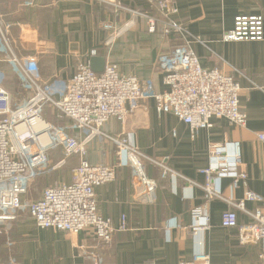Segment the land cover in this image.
<instances>
[{"label": "crops", "instance_id": "crops-1", "mask_svg": "<svg viewBox=\"0 0 264 264\" xmlns=\"http://www.w3.org/2000/svg\"><path fill=\"white\" fill-rule=\"evenodd\" d=\"M27 1L0 0V5L3 14L13 15L17 53L21 57L38 53L42 79L70 80L77 66L86 62L96 49L95 59L118 65L122 75L151 80L153 93L166 90L159 61L181 43L160 31L148 32L146 20L136 14H152L146 0H112L115 4L61 0L55 10L52 6L45 8V3L47 6L56 0H33L32 8L22 9ZM125 1L130 2L128 7L122 4ZM174 4L177 9L174 20L183 25L190 38L200 40L193 49L201 66L220 69L237 78L241 87L240 108L248 117L247 125L239 127L214 118L211 127L194 134L189 125L175 116L160 115L154 99L144 101L125 123L111 121L104 127V133L128 138L148 158L164 163L191 183L162 178L159 167L147 162V174L158 189L156 203L143 205L134 200L131 170L124 158L115 182L98 187L96 196L100 215L117 229L125 217L128 230H117L110 244L102 245L87 238L88 248L82 251L78 246L86 239L84 234L40 229L27 208L47 187L71 183L72 170L79 165V159L72 158L64 169L34 184L23 199L24 207L17 221L0 226V264H179L202 252L209 254L215 264H260L264 241L242 246L237 229L222 227V215L229 209L226 201L210 203L207 208L210 229L198 236L193 235L192 211L206 204L202 187L209 181L225 199L241 201L248 192L264 198V143L258 139V135L264 134V39L223 41L225 34L234 28L236 17L264 16V0H174ZM130 23L133 26L109 46L112 33L104 25L122 29ZM22 24L25 27L19 28ZM34 24L36 31L31 26ZM33 32L44 38L45 43ZM1 68L9 77L7 87L18 92L22 99L28 98V93H20L9 67ZM46 115L57 120L58 125L66 126L57 112L48 109ZM237 144L240 171L247 175L245 180L236 178V173L220 177L203 173L219 165V161L226 160L231 165ZM214 146L223 150L221 159L212 155ZM117 151L111 140L102 137L88 145L87 159L93 165L114 166L119 162ZM56 155L61 157V153ZM247 207L254 209L256 204L248 202ZM237 216L240 224L250 222L242 212H237Z\"/></svg>", "mask_w": 264, "mask_h": 264}, {"label": "built area", "instance_id": "built-area-1", "mask_svg": "<svg viewBox=\"0 0 264 264\" xmlns=\"http://www.w3.org/2000/svg\"><path fill=\"white\" fill-rule=\"evenodd\" d=\"M100 1L115 4L112 0ZM151 13H136L146 20L150 34L159 31L165 37L173 36L181 44L160 58V69L164 75L166 90L153 93L151 80H141L136 76H125L118 65L107 62L103 73L91 68V61L97 57L96 49L90 52L86 62L80 63L70 80L58 77L42 79L39 72V55L21 57L7 44L0 15V226L17 221L24 207V197L34 184L65 168L72 158L79 159V165L72 170L70 184L47 187L40 198L27 205L30 216L40 229H53L72 235L84 234L86 239L78 246L84 251L87 238L99 244H110L117 230L126 231L125 217L119 228L109 219L102 217L98 210L96 189L115 182L121 161L126 158L131 170V185L134 200L143 205L156 203L157 183L147 174L146 164L151 162L159 167L162 178L182 179L167 165L148 158L128 138L110 137L104 127L111 121L125 123L129 116L141 108L149 99L156 102L160 115H173L189 125L194 134L211 127L214 118L225 119L231 125L245 127L247 115L240 108L241 87L234 75H227L220 69H205L201 66L193 45L200 40L190 38L183 25L174 17L177 9L174 0H146ZM130 23L122 29L113 24H105V30L112 33L108 39L111 46ZM264 39V16L241 15L235 18L234 28L225 34V42H259ZM4 43L7 45L5 47ZM9 67L13 80L21 94L7 87L8 74L1 68ZM51 109L66 121L60 126L46 117ZM106 138L117 146L119 162L114 166H98L87 159V147L96 139ZM264 143V134L258 135ZM56 153H61L59 158ZM212 155L223 157V150L214 146ZM233 163L219 161L216 167L203 171L217 177L236 173L239 179L247 175L240 171L239 145L235 146ZM215 179H213L214 181ZM236 185V183H235ZM205 202L192 211L193 235L198 236L210 229L207 208L214 200L226 201L229 209L222 215V227L237 229L242 246L264 241V198L248 192L244 199H225L210 183L205 187ZM256 204L248 209L247 203ZM237 212H242L249 223L240 224ZM264 264V251L259 255ZM179 264H215L205 252L194 254L189 260Z\"/></svg>", "mask_w": 264, "mask_h": 264}, {"label": "rangeland", "instance_id": "rangeland-1", "mask_svg": "<svg viewBox=\"0 0 264 264\" xmlns=\"http://www.w3.org/2000/svg\"><path fill=\"white\" fill-rule=\"evenodd\" d=\"M58 1H61V0H56V1H54L53 3H51V4H49V5H47L46 6V3H45V8L46 7H49V6H52L53 7V10H55V8H56V5H58ZM91 2H93L94 4H96V3H102V2H100V1H96V2H94V1H91ZM103 4V3H102ZM35 4H34V2H33V0H28L26 3H25V5L24 6H22L21 8L22 9H27V8H32L33 6H34ZM2 8H1V5H0V15H1V26H2V29H4L3 31H5L6 33H5V36H6V39H7V44H9V46L12 48V49H14L15 50V52L17 53V46H16V44H15V40H14V38H15V35H14V33H13V30H14V26H13V22L11 21V19H12V17H13V15H11V16H9V14H7V15H5V14H3V12H2V10H1ZM6 12V11H5ZM7 13V12H6ZM8 18V19H7ZM10 19V20H9ZM13 20V19H12ZM24 25L22 24L21 25V27H19V28H22ZM26 26H30V25H26ZM32 26V28H33V30H37V28L35 27L36 25L34 24V25H31ZM25 27V26H24ZM29 28H31V27H28V29ZM37 33L35 32H33V35H36ZM23 35H25V33L23 32ZM38 35V38H39V40H41L42 41V43H45V39L43 38V39H41L40 38V35L39 34H37ZM4 45H5V47H7V45L4 43ZM46 117L48 118V119H50L51 117H49L48 115H46ZM51 120V119H50Z\"/></svg>", "mask_w": 264, "mask_h": 264}, {"label": "water", "instance_id": "water-1", "mask_svg": "<svg viewBox=\"0 0 264 264\" xmlns=\"http://www.w3.org/2000/svg\"><path fill=\"white\" fill-rule=\"evenodd\" d=\"M91 68L94 72L101 74L105 68V60L104 59H93L91 63Z\"/></svg>", "mask_w": 264, "mask_h": 264}, {"label": "trees", "instance_id": "trees-1", "mask_svg": "<svg viewBox=\"0 0 264 264\" xmlns=\"http://www.w3.org/2000/svg\"><path fill=\"white\" fill-rule=\"evenodd\" d=\"M122 4L128 7V6L130 5V2H129V1H125V2H123ZM56 119L59 120L58 117H56ZM52 121H54L56 124H58V123H57V120H52ZM59 125H60V124H59Z\"/></svg>", "mask_w": 264, "mask_h": 264}]
</instances>
